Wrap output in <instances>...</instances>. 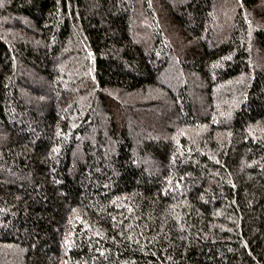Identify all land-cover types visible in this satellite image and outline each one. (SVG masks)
<instances>
[{
	"label": "trees",
	"instance_id": "obj_1",
	"mask_svg": "<svg viewBox=\"0 0 264 264\" xmlns=\"http://www.w3.org/2000/svg\"><path fill=\"white\" fill-rule=\"evenodd\" d=\"M263 94L264 0H0V264H264Z\"/></svg>",
	"mask_w": 264,
	"mask_h": 264
},
{
	"label": "rangeland",
	"instance_id": "obj_2",
	"mask_svg": "<svg viewBox=\"0 0 264 264\" xmlns=\"http://www.w3.org/2000/svg\"><path fill=\"white\" fill-rule=\"evenodd\" d=\"M180 1V3L183 1V2H186V0H179ZM156 3V2H155ZM222 11V10H221ZM221 18H222V14H221V16H220ZM141 22H142V25H141V28H139V30L141 31V33H143L146 29L147 30H150V28H151V19L150 18H145V17H143L142 19H141ZM162 23H164V25L166 26L167 24V22L166 21H164V19H163V22ZM162 26H163V24H162ZM174 26L173 25H171L170 27H166V34H165V32H164V34L165 35H167L168 36V38L170 39V40H176V37H177V39H179L180 41L183 39V37L180 35V33L178 32V31H175L176 29H173L174 31H175V33L173 32V31H170V29L171 28H173ZM228 34H226L225 33V35L223 36V34L222 35H220V36H218V38H217V42H220V41H223V40H225V38H226V36H227ZM174 38V39H173ZM215 40H213V41H210L212 44H214V43H216L215 42ZM75 43L76 42H74V39H72L70 42H69V48L68 49H72V48H74L75 47ZM146 48V47H145ZM149 48V47H148ZM151 48V47H150ZM179 56L180 57H184V55L182 54V53H179ZM257 60V59H256ZM151 65H152V67H154V62H151ZM257 67V66H256ZM175 78V77H174ZM171 80H173V84H169L170 85V88H172V92H176V89H175V87L176 86H178L177 84H174V83H177V82H175L174 81V79L172 78ZM168 85V86H169ZM261 96V100H259L260 102V104L261 105H263L264 106V94L263 95H259V97ZM117 111V110H116ZM158 111H156V113H157ZM117 113H118V111H117ZM157 115H160V113L158 112V114ZM41 117H42V114H40V113H38L37 112V118L38 119H41ZM127 120L125 119H123V116L121 115V113L120 114H117V116H116V119H115V123H116V125H117V127H118V129H119V132H121V128L123 129V125H124V123L126 122ZM149 139H152V137H150ZM110 160L109 159H107V157L106 158H104V162H105V164L106 165H108V162H109Z\"/></svg>",
	"mask_w": 264,
	"mask_h": 264
}]
</instances>
